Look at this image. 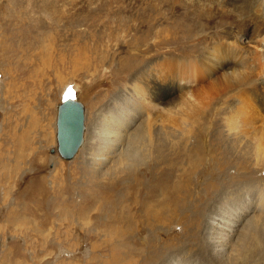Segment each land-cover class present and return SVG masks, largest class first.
<instances>
[{"label":"rangeland","instance_id":"obj_1","mask_svg":"<svg viewBox=\"0 0 264 264\" xmlns=\"http://www.w3.org/2000/svg\"><path fill=\"white\" fill-rule=\"evenodd\" d=\"M32 1L50 2L27 3ZM92 1L0 9L36 19L28 33L24 23L0 18V264H108L116 252L124 257L114 264H264L261 100L255 94L240 95L241 106H233L240 96L229 104L224 97L213 100L211 93L231 86L240 67L207 59L215 38L234 40L242 55L260 50L256 29L238 34L218 16L209 18L215 2L208 0ZM11 31L20 38L1 39ZM14 74L40 84L12 92L7 78ZM69 89L80 101L84 133L77 152L63 159L55 152L56 105ZM234 110L247 118H235ZM123 112H129L127 120L117 123ZM30 118H40L37 129ZM9 125L30 130L35 149L29 156L16 158L3 136ZM107 126L121 141L104 142ZM107 147L115 155L93 175V158ZM48 197L68 198L69 211L55 204L41 236L13 210ZM131 197L155 204L157 216L133 207ZM113 200L123 204V215ZM89 215L92 224H84ZM113 224H122L125 247L116 246Z\"/></svg>","mask_w":264,"mask_h":264},{"label":"bare ground","instance_id":"obj_2","mask_svg":"<svg viewBox=\"0 0 264 264\" xmlns=\"http://www.w3.org/2000/svg\"><path fill=\"white\" fill-rule=\"evenodd\" d=\"M59 1H61V0H50L49 4L39 5V4H37V3L33 2V1L30 2V3H27V0H5V2H7V4H1L0 3V9L4 10V8H6V9H17V8H20V10H23L24 12H27V9L29 8L30 5H32L33 9H35V8L36 9L37 8L40 9L41 7L50 8L49 6L55 4V3L59 2ZM70 1H72V0H70ZM73 1H76V0H73ZM84 1H88L89 5H93L94 4V1H92V0H84ZM150 1H154V0H150ZM62 2H63V0H62ZM208 2H211V3L215 2V10L214 9H213L214 11L210 10L212 13H210V11L208 12L209 13L208 14L209 18L212 17L213 15L218 16L225 25H233L234 27H236V32L238 34H241V33L244 34L250 28H253V29L255 28L256 31H257V34H256L257 39L255 38L256 39L255 40L256 41L255 45L260 47V50H254L253 52H249L248 54L242 55L244 52L242 54L239 53L238 47L235 44L234 40H233V42H230V43L227 42V40L226 41L225 40H220L219 41L217 38H215V40H211L210 41V44L207 47V50H208V53H209L207 59L209 61H211L213 64H220V66L222 68L224 67L226 69L231 68V67L236 66V65L238 67H240V69L239 70L236 69V71L231 76V86H229L227 84H223V88H222L221 93L219 95H215V94H213V92L211 93V95H213L212 99L215 100L216 98L224 97L223 101L226 102V104L227 103L229 104L231 102L229 98H231L233 100L236 96H240V95L241 96H245V95H249V94H255L254 98L256 97L257 101H259V99L261 100L259 102V105H258L259 106V110L264 112V77H263V75H264V0H208ZM195 14H196V12H195ZM0 16H1L0 17L1 20L5 21V23H13L15 26L21 25L22 23H24V26H25L24 29L26 31H28V33H30V31H33V29H30V28L32 26L36 25L33 22L34 20L36 21V19L33 20L31 17H27V16L17 17L16 15L14 16V15H9L7 13H4V11H0ZM146 16L147 15H145V17ZM147 17L151 18V16H147ZM212 19H213V17H212ZM177 33H178V35H177V37H178L180 32H177ZM31 34H33V33H31ZM18 35L19 34L14 32V31H11V33L9 35L6 32L5 33L2 32L1 39H3L2 38V36H3L4 39H7L9 37L12 41H14V39L17 40L18 38H20ZM30 35L28 34V35H26L27 37H24V38H29ZM24 38H22V40ZM218 57H222L223 61H219ZM231 59H233V60H231ZM178 67L181 68L180 65ZM182 71H184V70L182 69L179 72H182ZM9 80L10 81H8V78H7V83L10 84L12 92H14L15 90H17L19 88H24V87H29V86L30 87L31 86L35 87V86H37V82H38V85L40 84V80H36L35 81L34 79H31V78H27V79L24 80L23 78H21V77L19 78L15 74L11 75V77H9ZM63 84H61V86H60L61 88H62ZM152 85L155 87L154 84H152ZM67 87H69V86H67ZM65 89H66V87H65ZM228 89H229V91L231 93L230 95H227L228 94ZM65 94H67V92H65L64 95ZM241 96H240V98L238 100L233 102V106H236V105H240L241 106L242 105V100H244V99H241ZM217 109L218 108H216L214 111H211V114L213 116L211 115L210 118H212V117L214 118L215 117V115L217 113ZM128 113L123 112V114L120 117L121 120H119V118H117V123H119V121L121 123H123L122 121L127 120L126 116H127ZM233 115H235V118H247L246 114L241 113V112H237V110L233 111ZM134 116L136 118V117H138V114H135ZM37 119H40V118H34V119L30 118V120H32L33 123L35 124L36 129H37V126H38V123L36 121ZM111 119L112 118H108V119L105 118L104 122L106 123V122H108L110 120L107 123V125H111L112 124L111 122H113ZM49 120L50 119L47 118V124L45 125L47 130L49 129V125H48V124H50ZM83 123H84V121H83ZM110 127L106 128L108 131H106V133H105L104 142L107 143V144H112V142L121 141V140H119V137L121 139V137H123V136L117 137L116 132H114L113 128H110ZM30 128H31V126H30ZM116 128H118V127H116ZM29 131H26L25 129L23 130L21 128H20V130L19 129H14L13 127H11L9 125V131H7L6 133L3 134V136L9 138L10 144H12L15 152L17 153L16 158H21L22 159V157L29 156L31 153L34 152L35 145L32 143V137L29 136V134H28V133H30ZM83 133H84V128H82V139H81L79 145L77 146L76 150L74 151V153L72 155H74L77 152L78 148L81 146V144L83 142ZM106 146H108V145H106ZM114 146H115V144H114ZM55 149H56L55 152L58 153L57 144H56V148ZM112 149L113 148H111V147H110V149H108V147H107V149H104L103 151H99V152H97V154L95 153L96 156L93 159L96 162V168L97 169H91L90 173L93 172V175H94L95 172L99 171L102 167L106 166V164L110 161V158L115 155L114 151H111ZM121 150H122V153H119V154H122L120 156H123V152L124 151H123V149H121ZM130 153L133 154V151H130ZM58 155L61 158H63V159H68L66 157H62L59 153H58ZM85 159H86V157H85ZM109 166H111V164ZM109 166L107 167V169H109ZM51 187H50V189H51ZM36 192L37 191H35L36 195L40 194V192L39 193L38 192L36 193ZM97 200L99 201V198ZM130 200H132L131 203H132L133 207H136V205H139L141 207L140 211L143 212L144 214L146 213L147 216L149 214H151V216H154V217L157 216L156 213H152L155 210H157V209H155V207H156L155 204H152V203L148 202L147 199L137 200L136 197L135 198L131 197ZM112 202H113L114 207H113V205L111 207L115 208V210H116V208L119 210L116 213H120L122 211V215H123V210H122V209H124L123 208V204L120 201H117V200H113ZM93 203H95V202H93ZM99 204L100 203H98V206H99ZM27 206L28 207H26V208H22L20 206L19 210H21V211H19V210L14 208L13 214H15L17 219L20 218L19 219L20 221H24V220L30 219L29 222L32 224L31 226H36L35 230L37 231V229H39L40 233H41L40 234L41 236H43L44 233L47 232V230H49V228H50L51 218H53V216L56 215L54 213V208H56V207H58V209L65 208V209H63V211H69V210L66 209L67 207H69L68 206V198L65 199L64 197H63V199L58 200V201L49 200V197H48L45 201L40 199L39 202L36 201L34 203L28 204ZM103 207H105V204H103ZM107 207H109V206H107ZM131 208H132V206H131ZM22 209H24V210H22ZM69 209H71V208H69ZM104 209H102V210H104ZM17 211H19L20 213L17 212ZM24 211H29L28 212L29 214L27 215V213L24 212ZM57 214H60V212H58ZM96 215H98V214L95 213V215H93V217H95ZM114 216L116 217V215H114ZM70 217H72V216H70ZM70 217H68V218H70ZM93 217L90 216V215L83 217L84 220H85L84 224H90L91 220L94 219ZM113 218L114 217H110V219H108L106 223L113 222ZM95 219L99 220L98 218H95ZM101 220H104V219H101ZM20 221H18V222L21 223ZM120 221H121V219H120ZM127 223H128V221H127ZM101 224H99V225H101ZM114 224H113V226H109L110 227L109 230L111 232L113 231L115 236L116 235L119 236L120 233L122 232L121 229L119 230L120 227L122 228V224H121V226L119 228L116 227ZM123 227H125V226L123 225ZM226 228L227 229H232L231 227H226ZM69 229L70 228H68V227L66 229V234H68V236H69V232H68ZM232 231H233V229H232ZM221 233H222L221 235L223 236L225 232H221ZM227 233H229V232H227ZM227 233H225V235ZM217 236H218V234H217ZM47 237L48 236H46V238L43 237V240L48 242ZM118 238H119V242H116L117 240L115 241L116 246H117V243H122V242H120V236ZM224 238H226V237H224ZM219 243H221V242H219ZM123 244H124V242L121 244L122 246H120V247H123V246L125 247V245H123ZM144 246H146V245H144ZM152 247H154V246H152ZM116 250H118V249H116ZM111 257H112L111 258L112 261L109 262L108 264H114V263H116L117 260H118V263H119V258L120 257H119L117 252L113 253V255ZM123 257H121V258L123 259ZM129 257H130V255H129ZM120 263H121V261H120ZM122 263L123 264H130V262L128 260H126L125 263L124 262H122ZM174 264H179V262H176Z\"/></svg>","mask_w":264,"mask_h":264},{"label":"water","instance_id":"obj_3","mask_svg":"<svg viewBox=\"0 0 264 264\" xmlns=\"http://www.w3.org/2000/svg\"><path fill=\"white\" fill-rule=\"evenodd\" d=\"M56 108L57 151L62 157L69 158L82 139V107L72 95L70 99H61Z\"/></svg>","mask_w":264,"mask_h":264},{"label":"snow or ice","instance_id":"obj_4","mask_svg":"<svg viewBox=\"0 0 264 264\" xmlns=\"http://www.w3.org/2000/svg\"><path fill=\"white\" fill-rule=\"evenodd\" d=\"M71 97H72V91H71V89H69V91L67 92L65 98L66 99H70Z\"/></svg>","mask_w":264,"mask_h":264}]
</instances>
